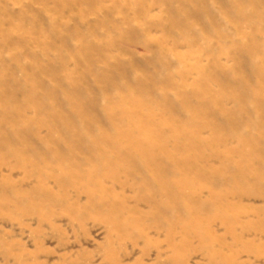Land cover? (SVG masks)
Returning <instances> with one entry per match:
<instances>
[{
  "label": "rangeland",
  "instance_id": "rangeland-1",
  "mask_svg": "<svg viewBox=\"0 0 264 264\" xmlns=\"http://www.w3.org/2000/svg\"><path fill=\"white\" fill-rule=\"evenodd\" d=\"M0 264H264V0H0Z\"/></svg>",
  "mask_w": 264,
  "mask_h": 264
},
{
  "label": "bare ground",
  "instance_id": "bare-ground-1",
  "mask_svg": "<svg viewBox=\"0 0 264 264\" xmlns=\"http://www.w3.org/2000/svg\"><path fill=\"white\" fill-rule=\"evenodd\" d=\"M135 134V133H134ZM146 139V138H145ZM148 140V139H147ZM145 153V152H144Z\"/></svg>",
  "mask_w": 264,
  "mask_h": 264
}]
</instances>
